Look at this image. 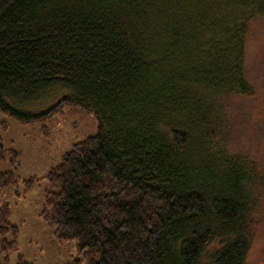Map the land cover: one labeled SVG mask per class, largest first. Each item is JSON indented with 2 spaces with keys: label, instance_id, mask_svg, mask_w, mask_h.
Segmentation results:
<instances>
[{
  "label": "trees",
  "instance_id": "obj_1",
  "mask_svg": "<svg viewBox=\"0 0 264 264\" xmlns=\"http://www.w3.org/2000/svg\"><path fill=\"white\" fill-rule=\"evenodd\" d=\"M262 16L264 0H0V112L32 125L66 105L97 123L46 176L58 241L87 264H246L259 167L223 144V110L252 92L245 37Z\"/></svg>",
  "mask_w": 264,
  "mask_h": 264
},
{
  "label": "rangeland",
  "instance_id": "obj_2",
  "mask_svg": "<svg viewBox=\"0 0 264 264\" xmlns=\"http://www.w3.org/2000/svg\"><path fill=\"white\" fill-rule=\"evenodd\" d=\"M244 49V76L252 92L225 98L223 111L230 125L223 144L231 154L247 157L258 165L251 208H258L259 195L260 215L264 216V186L259 188L262 179L264 182V16L248 24ZM96 132L97 123L91 113L72 106L64 105L43 123L32 125L0 112V142L5 152V159L0 160V174L14 173L13 183L0 187V210L8 208V221L18 227L16 247L7 256L1 252L3 237H0V261L7 257L8 264H16L23 257L31 264H87L77 251L75 241H58L40 212L49 189L46 178L49 170L74 143ZM10 150L17 153L14 165L10 164L13 156ZM5 238L11 241L10 235ZM263 263L264 225H259L246 264Z\"/></svg>",
  "mask_w": 264,
  "mask_h": 264
}]
</instances>
